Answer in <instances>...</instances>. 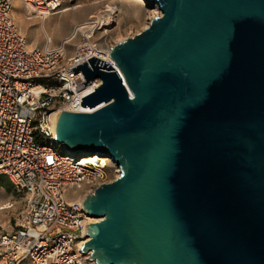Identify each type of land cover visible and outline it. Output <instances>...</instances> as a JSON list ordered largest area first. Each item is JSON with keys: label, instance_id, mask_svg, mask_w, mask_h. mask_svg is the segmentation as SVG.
Here are the masks:
<instances>
[{"label": "water", "instance_id": "obj_1", "mask_svg": "<svg viewBox=\"0 0 264 264\" xmlns=\"http://www.w3.org/2000/svg\"><path fill=\"white\" fill-rule=\"evenodd\" d=\"M159 16L71 69L99 85L54 142L111 160L81 203L93 264H264V0H147Z\"/></svg>", "mask_w": 264, "mask_h": 264}, {"label": "built area", "instance_id": "obj_2", "mask_svg": "<svg viewBox=\"0 0 264 264\" xmlns=\"http://www.w3.org/2000/svg\"><path fill=\"white\" fill-rule=\"evenodd\" d=\"M68 0H19L40 27ZM10 0H0V178H6L19 200L13 228L0 235V264H93L81 254L86 225L97 222L81 208L86 195L107 184L118 169L109 158L72 155L54 142L61 111L79 106L99 81L84 82L71 69L93 57L109 59L111 46L99 48L78 35L72 54L65 44L29 48L11 17ZM58 111V116H54ZM70 196V197H69ZM9 207L11 205L9 204Z\"/></svg>", "mask_w": 264, "mask_h": 264}, {"label": "rangeland", "instance_id": "obj_3", "mask_svg": "<svg viewBox=\"0 0 264 264\" xmlns=\"http://www.w3.org/2000/svg\"><path fill=\"white\" fill-rule=\"evenodd\" d=\"M10 2L11 19L28 47L39 49L44 45L55 47L65 44V58L81 42L78 33L84 35L81 29L88 25H92L93 33L84 36L91 38L90 41L99 48H107L135 36L148 26L151 19L160 15L155 6L150 7L144 0H68L62 4L61 10L48 16L40 27L36 18L24 12L19 0ZM106 6L116 9L108 14L104 10ZM108 17L111 23L105 26ZM115 176L109 172L108 179H115ZM3 206L8 208L2 209ZM18 208L19 200L12 192L10 183L6 178H0V235L12 230Z\"/></svg>", "mask_w": 264, "mask_h": 264}, {"label": "bare ground", "instance_id": "obj_4", "mask_svg": "<svg viewBox=\"0 0 264 264\" xmlns=\"http://www.w3.org/2000/svg\"><path fill=\"white\" fill-rule=\"evenodd\" d=\"M144 1H146V2H148L147 0H144ZM147 5H148V3H146ZM10 5H11V2H10ZM11 8H12V5H11ZM116 8H112V7H110V6H106L105 7V12L106 13H108V14H110L111 12H113L114 10H115ZM58 12V11H57ZM104 12V11H103ZM105 13V14H106ZM55 14V13H54ZM113 14V13H112ZM53 15V14H52ZM10 17H11V13H10ZM112 17V16H111ZM92 18H94V17H91V19ZM111 23V18L110 17H108L107 18V23H105V26H109V24ZM93 27H92V25H88V26H86V27H84L83 29H81V32H83V34L84 35H88L89 33H93ZM108 48V47H107ZM100 57H98L100 60H102V61H105V62H108L109 63V61H108V58L107 57H104V56H102V55H99ZM110 64V63H109ZM78 111H80V112H91V111H93L92 109L91 110H82V109H79ZM55 117L56 116H58V111L55 113V115H54ZM2 209H5V208H8V207H1ZM1 209V210H2ZM87 221L88 222H92L91 221V219H87Z\"/></svg>", "mask_w": 264, "mask_h": 264}]
</instances>
